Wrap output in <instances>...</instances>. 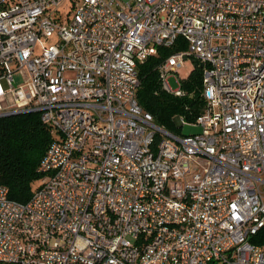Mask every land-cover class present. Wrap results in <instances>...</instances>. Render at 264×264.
Masks as SVG:
<instances>
[{"label":"built area","instance_id":"1","mask_svg":"<svg viewBox=\"0 0 264 264\" xmlns=\"http://www.w3.org/2000/svg\"><path fill=\"white\" fill-rule=\"evenodd\" d=\"M179 37L158 71L182 95L204 63L189 134L136 96ZM25 112L55 138L27 201L0 182V264H264V0H0V117Z\"/></svg>","mask_w":264,"mask_h":264},{"label":"trees","instance_id":"2","mask_svg":"<svg viewBox=\"0 0 264 264\" xmlns=\"http://www.w3.org/2000/svg\"><path fill=\"white\" fill-rule=\"evenodd\" d=\"M185 47L186 42L179 37L172 46H158L156 54L148 56L137 66L140 81L136 93L138 103L152 114L155 124L174 133L179 127L175 122L177 116L185 122H193L205 106L203 67L198 62L181 82L182 95H174L162 86L159 63ZM54 138L55 132L41 121L38 112L0 117V182L8 187L10 198L24 202L31 197L35 183L42 176L38 172L40 160ZM250 240L264 247V227Z\"/></svg>","mask_w":264,"mask_h":264},{"label":"rangeland","instance_id":"3","mask_svg":"<svg viewBox=\"0 0 264 264\" xmlns=\"http://www.w3.org/2000/svg\"><path fill=\"white\" fill-rule=\"evenodd\" d=\"M50 39L41 37L37 43V47H43L44 45H49ZM196 60L192 57H187L182 60V66L178 68L177 72L170 74L168 77V83L172 89H177L181 87V82L186 79L189 74L191 73L192 69L195 67ZM73 73L69 72L67 75L71 76ZM17 76V83L21 82V79L18 75ZM7 103L13 102L10 94H7V97L4 98ZM179 125V124H178ZM198 129L192 125L191 122H185L183 125H179L177 134H189L194 133ZM36 184V183H35Z\"/></svg>","mask_w":264,"mask_h":264},{"label":"water","instance_id":"4","mask_svg":"<svg viewBox=\"0 0 264 264\" xmlns=\"http://www.w3.org/2000/svg\"><path fill=\"white\" fill-rule=\"evenodd\" d=\"M198 64H199L200 67H204V63L203 62H198ZM175 122L177 124L179 123V117L178 116L175 118Z\"/></svg>","mask_w":264,"mask_h":264}]
</instances>
